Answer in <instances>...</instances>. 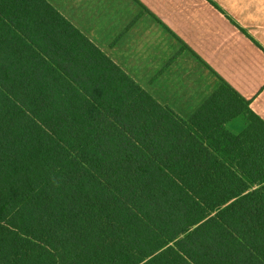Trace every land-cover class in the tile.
Wrapping results in <instances>:
<instances>
[{
	"label": "trees",
	"instance_id": "obj_1",
	"mask_svg": "<svg viewBox=\"0 0 264 264\" xmlns=\"http://www.w3.org/2000/svg\"><path fill=\"white\" fill-rule=\"evenodd\" d=\"M249 104L220 79L183 119L47 0H0V264H264Z\"/></svg>",
	"mask_w": 264,
	"mask_h": 264
},
{
	"label": "crops",
	"instance_id": "obj_2",
	"mask_svg": "<svg viewBox=\"0 0 264 264\" xmlns=\"http://www.w3.org/2000/svg\"><path fill=\"white\" fill-rule=\"evenodd\" d=\"M156 102L188 119L220 79L264 120V0H47ZM246 127L240 115L226 123Z\"/></svg>",
	"mask_w": 264,
	"mask_h": 264
}]
</instances>
